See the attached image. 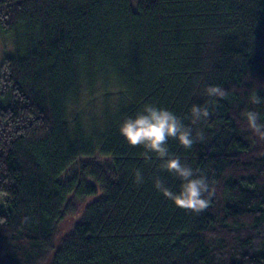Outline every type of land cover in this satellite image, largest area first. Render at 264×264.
I'll return each mask as SVG.
<instances>
[{
    "label": "trees",
    "instance_id": "trees-1",
    "mask_svg": "<svg viewBox=\"0 0 264 264\" xmlns=\"http://www.w3.org/2000/svg\"><path fill=\"white\" fill-rule=\"evenodd\" d=\"M0 36V264H264V141L242 115L264 121V0H0ZM146 101L185 124L211 109L190 149L167 141L207 173L205 210L120 135Z\"/></svg>",
    "mask_w": 264,
    "mask_h": 264
},
{
    "label": "clouds",
    "instance_id": "clouds-1",
    "mask_svg": "<svg viewBox=\"0 0 264 264\" xmlns=\"http://www.w3.org/2000/svg\"><path fill=\"white\" fill-rule=\"evenodd\" d=\"M204 94L215 101L226 95L220 85H206ZM251 104H260L264 97L257 92L249 93ZM211 109L208 104L191 103L188 106L187 118L190 124L184 123V117L178 115L167 106L155 102L146 101L134 114L126 115L119 122L118 129L124 141L130 146H141L145 162L157 161V168L173 173L180 181L177 190H173L159 175L152 177L153 187L165 198L171 200L174 205L193 212H200L209 206L208 196L212 191L207 173L198 171L190 163L183 162L181 158L169 151L167 141L175 138L185 149H190L197 137L203 139L200 132L194 134L191 125L207 120ZM247 129L264 141V121L260 114L252 109H246L242 113ZM134 183L142 184L144 175L137 169L133 176ZM7 193L0 189V197Z\"/></svg>",
    "mask_w": 264,
    "mask_h": 264
},
{
    "label": "rangeland",
    "instance_id": "rangeland-1",
    "mask_svg": "<svg viewBox=\"0 0 264 264\" xmlns=\"http://www.w3.org/2000/svg\"><path fill=\"white\" fill-rule=\"evenodd\" d=\"M12 51H13V44H12L10 37H8V36L1 37L0 36V64H1L3 57L7 54H12L11 53ZM72 224H73V218L72 217H68V218L64 219L62 222V226H61L62 231L69 230V228L72 226Z\"/></svg>",
    "mask_w": 264,
    "mask_h": 264
}]
</instances>
